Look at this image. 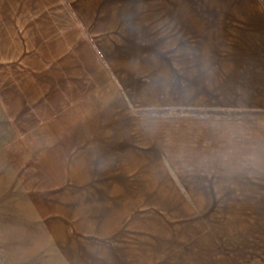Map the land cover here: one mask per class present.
I'll list each match as a JSON object with an SVG mask.
<instances>
[{"label":"crops","instance_id":"1","mask_svg":"<svg viewBox=\"0 0 264 264\" xmlns=\"http://www.w3.org/2000/svg\"><path fill=\"white\" fill-rule=\"evenodd\" d=\"M249 3L221 12L226 42H203L198 12H155L114 67L91 35L0 29V264L264 261V0Z\"/></svg>","mask_w":264,"mask_h":264},{"label":"rangeland","instance_id":"2","mask_svg":"<svg viewBox=\"0 0 264 264\" xmlns=\"http://www.w3.org/2000/svg\"><path fill=\"white\" fill-rule=\"evenodd\" d=\"M243 7H250L249 0H0V29L11 27L15 34L19 31L27 37V33L33 30L38 33L42 28L53 31H47L52 36L73 31L77 42L81 35H91L94 47L101 50L107 65L114 67L115 60L126 62L134 53L132 51L145 42L135 39L140 35L146 38L147 19L155 12L160 15L163 12H198L203 23L211 22L202 31L207 39L203 42L215 43L226 42L225 35H219L222 28H215V23L224 24L225 16L220 15L221 12L241 13ZM74 67H79L77 61ZM92 69L98 70L97 65ZM66 89V84H59L60 95Z\"/></svg>","mask_w":264,"mask_h":264}]
</instances>
